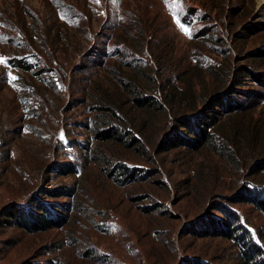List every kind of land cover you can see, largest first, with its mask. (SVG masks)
Returning <instances> with one entry per match:
<instances>
[{
  "label": "rangeland",
  "instance_id": "1",
  "mask_svg": "<svg viewBox=\"0 0 264 264\" xmlns=\"http://www.w3.org/2000/svg\"><path fill=\"white\" fill-rule=\"evenodd\" d=\"M0 58V264H242L226 213L264 262V0H0Z\"/></svg>",
  "mask_w": 264,
  "mask_h": 264
},
{
  "label": "trees",
  "instance_id": "2",
  "mask_svg": "<svg viewBox=\"0 0 264 264\" xmlns=\"http://www.w3.org/2000/svg\"><path fill=\"white\" fill-rule=\"evenodd\" d=\"M21 64V68L25 71H28L31 69V66L28 64V62L23 59L21 63H18L17 65ZM240 79V78H239ZM139 92L143 91L138 89ZM222 107L230 110H234L235 107L231 103L224 104L223 101H219ZM218 104V103H217ZM218 120V116L214 115H208L204 114V116H197L195 122L192 121H186L184 122V126L189 129V127H192V124L195 123L196 127L190 128L192 131V135L197 138H191V136L187 137L186 139H182L180 137L176 138L177 146L181 147H188L190 149H197L199 148L205 141V139L208 136V131L215 127L216 122ZM98 137H101L103 140H106L108 137L107 133L103 135H98ZM176 146V147H177ZM54 169V168H53ZM62 170L64 175L72 174L74 173V170L69 165L67 167H64V169H57ZM76 171V170H75ZM52 172V171H49ZM65 172V173H64ZM45 193H47L46 198H53L56 199L63 195V193H66L63 190H59L56 188L45 190ZM252 198H247V201H254V203L258 206L259 209H261L264 212V194L260 193H253L250 195ZM253 198L255 200H253ZM33 209V210H32ZM52 213H56L55 210L50 208V203L47 202H41L37 199H31V201L22 207H10L7 208L6 215L9 216L12 219V222L19 228L26 229L28 231H38V230H47L55 225H59L61 220H58L57 222H53L51 220V217H47L46 215ZM43 213L45 215H43ZM230 220L229 222H224L220 224H214L212 227L210 226L211 231H207V229H204L202 233H200V236L207 237L212 233L216 237H220L223 239L232 240L235 242V246L239 248L240 250V256L242 264H264L263 261H260V255H263V252H261L255 244L252 242L249 243L246 241V233L244 230H241L236 223L238 222V218H236L233 214L226 213L225 215ZM58 219V218H57ZM12 222H9L8 225H11ZM13 225V224H12ZM193 264V263H192Z\"/></svg>",
  "mask_w": 264,
  "mask_h": 264
},
{
  "label": "snow or ice",
  "instance_id": "3",
  "mask_svg": "<svg viewBox=\"0 0 264 264\" xmlns=\"http://www.w3.org/2000/svg\"><path fill=\"white\" fill-rule=\"evenodd\" d=\"M183 27V25H182ZM184 31L187 33L188 32V29L187 28H184ZM3 58H0V61H2ZM12 79H15V77H12Z\"/></svg>",
  "mask_w": 264,
  "mask_h": 264
}]
</instances>
